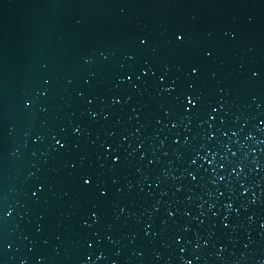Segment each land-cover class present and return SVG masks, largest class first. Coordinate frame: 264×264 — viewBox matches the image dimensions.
Returning a JSON list of instances; mask_svg holds the SVG:
<instances>
[{"label": "water", "instance_id": "1", "mask_svg": "<svg viewBox=\"0 0 264 264\" xmlns=\"http://www.w3.org/2000/svg\"><path fill=\"white\" fill-rule=\"evenodd\" d=\"M189 260L264 264V0H0V264Z\"/></svg>", "mask_w": 264, "mask_h": 264}, {"label": "snow or ice", "instance_id": "2", "mask_svg": "<svg viewBox=\"0 0 264 264\" xmlns=\"http://www.w3.org/2000/svg\"><path fill=\"white\" fill-rule=\"evenodd\" d=\"M174 38H175L176 42L182 43L183 39H184V35H183V33L178 32V33L174 34ZM139 44L140 45H146L147 44V38H140L139 39ZM208 55H211V53L209 52ZM141 72L143 73V75L147 76V75H149L150 70L149 69H142ZM198 74H199V68L197 66H192L190 68L189 75L198 76ZM253 75H258V73L254 72ZM126 78L131 82L133 77L131 75H129ZM164 79H165L164 76L160 77L161 81H163ZM189 87L193 88L194 85H189ZM174 90H175L174 82H173L172 85H169V86H167L165 88V91H168V92H172ZM178 99H180L181 107H182V109L185 112H190V111H193V110H197L200 107V97L197 96L194 91L193 92H187V93H185L183 95L182 98H178ZM184 101H186V103ZM119 102H120L119 100H116V99L113 100V103H119ZM217 111H218V109H216L214 107L211 109V112L208 113L209 120H215L216 117L213 115V113H216ZM172 127H176V125L173 124ZM79 131H80V129L77 128L76 132L79 133ZM232 134L236 135V133H232ZM53 140L55 142V147H56L57 151L63 150L67 146L66 141H64L63 137H60V138L53 137ZM175 142L178 143L179 141L177 140ZM104 147L111 149L110 145H104ZM107 155L110 157V160H111L113 166H116L117 164H119L120 156L118 155L117 150L111 149L110 151H108ZM211 155L215 156V153H211ZM233 155H235V153H233ZM196 162L197 161L195 159L191 160L192 164H196ZM208 163L210 165L211 164H215V160L214 159L213 160H209ZM220 167L223 168V167H225V165L221 164ZM195 178L196 177L193 176V179H195ZM221 179H223V177H221ZM80 180L82 182V186H85V187H88V188H91L95 184V177L92 174L88 173V172H83L80 175ZM98 192H99V195L101 197L107 195V192H106L105 189H99L98 188ZM32 195L33 196H38L39 192H33ZM96 215L97 214L95 212L92 213V217L93 218H95ZM169 215H173V213L169 212ZM225 220H227V217L225 218ZM224 227L225 228L229 227V224L225 223ZM177 240H179V237H177ZM89 247H91V245H89ZM181 251H184V249H181ZM187 264H192V261L191 260L187 261Z\"/></svg>", "mask_w": 264, "mask_h": 264}]
</instances>
